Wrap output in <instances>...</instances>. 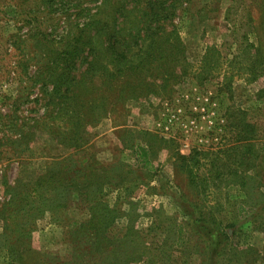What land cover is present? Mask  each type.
I'll return each instance as SVG.
<instances>
[{
	"label": "rangeland",
	"instance_id": "obj_1",
	"mask_svg": "<svg viewBox=\"0 0 264 264\" xmlns=\"http://www.w3.org/2000/svg\"><path fill=\"white\" fill-rule=\"evenodd\" d=\"M102 1L0 0V264H42V259H48V264L71 262L74 248L84 250L86 246L69 239L68 225L88 219L96 198L116 210V220L107 233L123 239L131 230L126 243L133 245L128 252L138 243L144 259L153 257L158 264H264V77L247 81L244 75L236 76L231 94L219 90L222 79L200 85L190 78L177 85L168 99L144 94L138 97L144 101L109 107L98 125L86 121L88 143L80 149L60 145L58 139L44 132L38 140L30 139L31 128L43 116L48 99L35 78L41 69L45 72L43 62L58 56L57 47L44 42V46L37 47V31L59 41L67 28H82V24L93 21V16L103 18L99 14ZM197 2H185L179 16L168 21L165 33L170 34L173 27L178 29L193 64L201 61L208 45L231 57L237 49V39L230 36L235 16L229 23L224 19L230 1L206 3V10L200 14L197 12L202 5ZM198 15L208 17L202 20ZM90 37L93 43V34ZM227 40L228 45L223 47ZM232 40L235 44L229 48ZM84 51L92 61L91 54ZM24 66H28L27 71ZM235 67L236 70L226 64L221 72L234 70L236 74ZM99 97L90 90L81 96L89 103ZM109 97L116 101L127 95L118 89ZM235 111L247 112V120L256 129L254 142L258 150L246 154L244 189L235 184L240 181L239 175L232 176L231 182L227 175L245 154L239 141L245 136L243 128L232 126L238 118ZM90 114L93 111H85V115ZM138 139L152 144L153 171L143 169L134 160L133 147ZM199 154L205 159L198 170L194 158L197 161ZM179 155L187 159L180 160ZM83 160L86 161L80 163ZM192 170L209 176L210 181L203 186ZM188 174L196 181L195 187ZM219 174L223 177L216 180ZM56 175L62 184L59 190L51 186L46 189L50 199L46 209H57L55 218L62 215L58 220L64 223L50 220L49 214L37 222L28 245L18 244L14 227L8 229L4 220L10 216L7 211L12 209L15 198L21 195L17 190L25 183L36 186L41 176L46 180L44 185L48 180L54 183ZM240 204L246 210L244 217L233 213ZM250 209L254 211L248 212ZM209 213L212 217L206 215L202 221L201 217ZM220 223L234 225L225 227L230 235L227 241L216 233ZM179 225L184 229L181 245L176 243ZM219 239L221 245L215 247ZM226 244V252L216 256ZM124 250L120 255L126 264ZM257 250L262 254L255 261L257 255L247 254ZM11 256L19 257L21 263L12 262ZM97 259L96 264H105Z\"/></svg>",
	"mask_w": 264,
	"mask_h": 264
},
{
	"label": "trees",
	"instance_id": "obj_2",
	"mask_svg": "<svg viewBox=\"0 0 264 264\" xmlns=\"http://www.w3.org/2000/svg\"><path fill=\"white\" fill-rule=\"evenodd\" d=\"M192 1L117 0L113 2V0H103L99 13L103 18L97 19L93 16V21L82 24V28L79 26L67 28L70 31H66L59 41L52 40L47 37L50 35H42V32L37 31L38 34L35 35L37 47L44 46L43 42L45 45L50 44L57 47L55 53L58 56L52 61L43 62L46 67L45 72L41 69L38 77L35 78V83L41 84L48 99L45 101L43 116L31 128L34 133L32 132V135L29 136L30 139L38 140L40 138L38 135L44 132L54 139H58L60 145L67 146V148L68 145H74L75 148L80 149V146L85 147L88 143L89 130L86 121L92 120L93 125H98L105 119L109 107L118 104L125 107L131 102L144 101V99L138 98L144 94L154 97L163 96L168 99L177 85H181L183 81L190 78L200 85L208 80L222 79L219 83V90L231 94L236 76L244 75L247 77V81H258L259 78L264 77V0H229L230 6L224 19L226 22H230L231 17L235 16L236 18L233 21V27L230 28L232 30L230 36L233 35L237 39L235 40L237 49L228 58L221 55L222 51L215 46L208 45L205 55L197 64L190 61L188 48L179 37L176 27L172 28L170 34L165 33L168 21L179 16L185 2L192 4ZM212 1L218 2L219 0H198L197 5L202 6L197 14L204 12L206 3L209 4ZM130 16H133L134 19L128 21ZM207 17H199V19L203 20ZM91 34H93V43L88 40L91 38ZM235 41L229 42L228 47H233ZM227 45L228 40L223 43V47ZM84 50L91 54L92 61H88L83 54ZM105 54L108 56L107 58H105ZM226 64L235 70V66H237L236 74L234 70L229 71L231 73L222 74L221 70ZM23 68L27 71L28 66ZM82 87H84L83 90H81ZM118 89L127 97L112 101L109 94ZM89 90L93 91V95L97 93L100 97L93 98V102L90 103L83 101L82 92ZM86 110L93 111V114L85 115ZM237 112L238 118L233 121L232 126L243 128L242 133L245 136L239 141L244 145L245 154L241 155L235 169L231 167L228 170L227 175L229 182H231L232 176L237 178L239 175L240 181L235 184L244 189L247 186V180L243 178V173L248 167L246 154H253L258 148L255 149L254 142L256 129L250 124V119L247 120V112L235 111L233 114L236 115ZM15 128V123L12 122V129ZM23 141L20 137L19 144H22ZM151 145L147 141L143 142L138 139L133 147L134 160L147 171L155 169ZM77 149L75 151H78ZM13 151L17 153L16 149ZM196 157L198 160L196 161L194 158V167L199 170L202 168V159H205V155L202 157L199 154ZM179 159L184 161L187 157L179 155ZM85 161L79 162L84 163ZM216 161L217 159L213 162ZM192 174L195 175L199 183H204L203 186L210 181V177L207 175L201 176L193 170ZM188 175L190 178L191 175ZM222 177L221 174L215 176L216 180ZM57 178L58 175L55 176L54 183H50L51 180H48L47 185H44L46 180L43 181V176H41L35 182L36 186L31 187L30 183H25L22 184V189L17 190L21 195L19 198H15L12 209L7 211L10 216L4 220L8 223V229L14 227V231L18 235V244L28 245L33 238L37 222L49 214L50 220H56L59 222H57L58 224L64 223V221L58 220L62 218V215L58 219L55 218L57 209H46V203L50 200L46 189L51 186L54 190H59L58 185L62 184V180L59 182L56 180ZM189 181L192 185L196 183L192 178ZM17 186H20L19 182ZM55 200L57 203V196ZM95 201L97 202L90 209L88 219L68 225L70 227V233H68L71 237L69 239H73L79 244L83 243L82 246H86V249L80 250L78 246L74 248L72 261L67 264H96L97 256L102 258L97 260L105 264H123L120 252L124 249V254L128 257L126 264H158L153 257L143 258L138 243L134 244L135 248L132 249V252H128V249H131L133 245L126 243L127 240L129 242V237L132 235L131 230L127 231L123 239H119L116 234L109 235L107 232L116 220V210L108 208L97 198ZM7 206L5 205L3 208ZM245 211L243 204H240L233 213L238 217H244ZM253 211L252 209L248 210V212ZM206 215L212 217L210 213L204 214L201 217L202 221ZM233 218L237 217L233 216ZM227 226L234 227L233 224H227ZM227 226L224 223L218 224L216 232L226 241L230 238L225 229ZM177 233L176 243L181 245L184 234L182 225L178 226ZM215 245V247L221 245L220 239L216 240ZM227 246L226 244L221 247V253H216V256L224 254ZM9 251L16 255L14 250ZM256 252L247 255H257L255 259L257 261L262 253L258 250ZM10 258L12 262L21 263L19 257L11 256ZM41 262L48 264V259H42Z\"/></svg>",
	"mask_w": 264,
	"mask_h": 264
}]
</instances>
